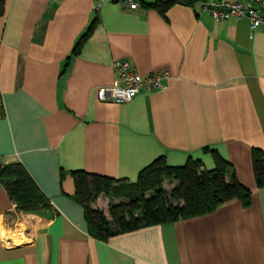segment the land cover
<instances>
[{"label": "crops", "instance_id": "0c3cea01", "mask_svg": "<svg viewBox=\"0 0 264 264\" xmlns=\"http://www.w3.org/2000/svg\"><path fill=\"white\" fill-rule=\"evenodd\" d=\"M200 1L163 12L0 0V162L22 164L50 201L23 213L0 184V264H264V187L252 166L253 150L264 151V26L218 22ZM120 60L141 76L166 71L164 88L99 101ZM216 155L251 191L248 206L232 200L107 240L89 234L72 172L133 183L158 158L210 170Z\"/></svg>", "mask_w": 264, "mask_h": 264}, {"label": "trees", "instance_id": "16d2710c", "mask_svg": "<svg viewBox=\"0 0 264 264\" xmlns=\"http://www.w3.org/2000/svg\"><path fill=\"white\" fill-rule=\"evenodd\" d=\"M200 0H165L143 7H157L163 12L174 4L192 6ZM252 166L257 187H264V151L254 149ZM74 200L83 206L89 234L97 240L143 227L200 217L221 205L239 200L251 202V191L243 186L231 165L216 155L215 167L204 169L198 160L189 158L183 166L171 167L158 158L143 168L135 182L113 180L84 171L72 172ZM165 180L174 182L166 192ZM0 184L7 191L16 210L32 213L49 207L50 201L20 163L0 162ZM123 199L109 207V218L92 206L98 195Z\"/></svg>", "mask_w": 264, "mask_h": 264}, {"label": "built area", "instance_id": "2783aa9c", "mask_svg": "<svg viewBox=\"0 0 264 264\" xmlns=\"http://www.w3.org/2000/svg\"><path fill=\"white\" fill-rule=\"evenodd\" d=\"M104 0H96L98 4ZM119 4L127 11H144L140 0H111ZM201 12L209 14L214 20L248 21L251 29L264 26V0H201L199 2ZM113 66L117 73V79L111 86L98 87L97 98L101 102H114L117 104L129 102L141 90L154 91L164 88L163 80L167 78L166 71L150 73L145 76L137 74L127 61H115ZM16 209V206L14 205ZM17 232L24 234L29 224L16 227Z\"/></svg>", "mask_w": 264, "mask_h": 264}, {"label": "rangeland", "instance_id": "374dc122", "mask_svg": "<svg viewBox=\"0 0 264 264\" xmlns=\"http://www.w3.org/2000/svg\"><path fill=\"white\" fill-rule=\"evenodd\" d=\"M174 184H175L174 182L165 180L163 183V188L166 192H169L173 188ZM120 201H123V199L117 198V197H110L105 194H101V195H98V197L93 201L92 206L94 207V205L99 204V207L97 209L103 211L105 215L109 218L108 213H109L110 205L113 203H118ZM20 233L21 232H16V234H20ZM17 242L23 243L25 242V239H20V241H17Z\"/></svg>", "mask_w": 264, "mask_h": 264}, {"label": "bare ground", "instance_id": "6f19581e", "mask_svg": "<svg viewBox=\"0 0 264 264\" xmlns=\"http://www.w3.org/2000/svg\"><path fill=\"white\" fill-rule=\"evenodd\" d=\"M21 223H22L23 226L26 225V224H29L28 221L24 220L23 218L21 220Z\"/></svg>", "mask_w": 264, "mask_h": 264}]
</instances>
